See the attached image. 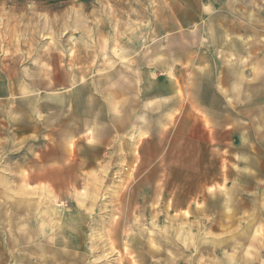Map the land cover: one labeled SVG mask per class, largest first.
Returning a JSON list of instances; mask_svg holds the SVG:
<instances>
[{
  "label": "rangeland",
  "instance_id": "1",
  "mask_svg": "<svg viewBox=\"0 0 264 264\" xmlns=\"http://www.w3.org/2000/svg\"><path fill=\"white\" fill-rule=\"evenodd\" d=\"M0 264H264V0H0Z\"/></svg>",
  "mask_w": 264,
  "mask_h": 264
}]
</instances>
